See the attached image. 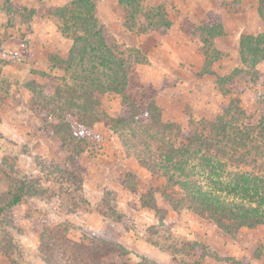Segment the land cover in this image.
<instances>
[{
  "label": "trees",
  "instance_id": "1",
  "mask_svg": "<svg viewBox=\"0 0 264 264\" xmlns=\"http://www.w3.org/2000/svg\"><path fill=\"white\" fill-rule=\"evenodd\" d=\"M118 3L123 10L124 27L129 32L149 34L170 29L163 8H144L142 0H118ZM95 8V0H72L63 7L48 10L59 24L60 33L72 41V46L65 61L55 59L53 63L64 73L59 85L56 82L60 77L52 79V76L36 73L48 79V86L31 87L29 91L34 97L31 107L34 110L50 108L58 123L54 133L61 136V142L71 152L72 143L82 142L89 136L73 133L68 117L75 118L85 129L103 124L119 139L128 158L137 159L149 175H161L167 187L179 189L182 196L179 201L163 195L174 212L179 213L181 204L187 203L188 210L203 215L228 234L243 228L264 227V177L243 171L264 158V72L258 68L264 62V35L241 36L242 68L227 77L216 76L215 80L222 97L245 92L238 89V79L257 85L255 104L263 106L257 119L247 114L240 107L239 99L233 97L213 121L191 119L190 129L184 131L181 125L163 120L156 104L157 92L137 80L134 70L137 65L147 63L146 57L137 49L119 44L99 24ZM258 14L264 22V0H258ZM191 34L201 42L200 51L205 57L202 73L215 75L212 65L223 55L215 50L213 41L225 34L223 27L206 21ZM0 64L4 63L0 61ZM106 94L120 97L124 108L121 117L112 118L101 112V97ZM188 164L205 172L210 180L212 177L227 180L228 187L213 189L201 185L193 179V173L187 171ZM223 193L241 198L235 201L224 197ZM8 194L0 213L34 192L25 178H19L18 185ZM104 200L111 212L115 210L111 192L104 194ZM140 202L142 207L162 212L152 189L141 196ZM66 227L57 225L40 232L39 249L47 264H113L105 262L109 252L125 253L123 248L97 235L89 237L87 243L74 242L67 236ZM9 244L12 246L11 240ZM205 255H200L199 259L203 260Z\"/></svg>",
  "mask_w": 264,
  "mask_h": 264
},
{
  "label": "rangeland",
  "instance_id": "2",
  "mask_svg": "<svg viewBox=\"0 0 264 264\" xmlns=\"http://www.w3.org/2000/svg\"><path fill=\"white\" fill-rule=\"evenodd\" d=\"M50 8L43 0H34L30 6L29 3L24 4L23 0H0V61L4 63L0 64V207L8 200L9 190L18 185L19 178H25L34 192L29 197L22 198L18 205L0 213V264H47L39 249V235L44 228L57 225L68 226L67 236L74 242L87 243L89 237L97 235L125 250V253L116 250L109 252L106 263L199 264L200 255L205 254L207 261H215L217 256L213 251L199 243L195 237L197 233H205L216 247L224 246L223 241L216 238L217 231L212 225L213 222L188 210L187 203L181 204L179 213L174 212L163 199V195L167 194L172 200L179 201L182 198L179 189L167 187L161 175L147 174L137 159L128 158L119 139L107 127L95 124L91 130L85 129L75 118L68 117L73 133L81 137L89 136L92 146L98 150L96 155H91L90 160L84 155L81 161L79 152L83 150V145H87L86 140L72 143L73 150L69 151L68 146L61 142V136L54 133L58 123L50 108L34 110L31 107L34 97L29 90L35 86H48V79L37 74L24 77L27 67L17 61L21 59L19 52L23 48L16 43V37H24L21 25L30 28L28 21L31 19V12L50 19L58 26L55 18L48 13ZM5 27L14 29L7 32ZM16 28L21 32L16 31ZM112 37L114 38L113 35ZM49 39L54 40L53 37ZM5 49L16 52L17 54L11 56L16 60H5ZM222 58L211 69L219 68L216 76L227 77L236 69L233 68L235 64H226ZM261 70H264V65ZM134 74L139 81L136 69ZM60 79L58 78L56 85L60 84ZM237 85L240 91L244 89L245 92L238 96L233 94L222 97L211 114L204 118L203 114L200 118L191 116V119L194 122L213 121L233 97L239 99L240 107L247 114L257 119L263 110L262 105L255 104L258 86L245 83L243 79H238ZM100 110L112 118L121 117L124 112L121 99L115 94L101 97ZM181 127L184 131L190 129L189 124ZM55 168H61L62 171H56ZM86 168H91L90 176L85 173ZM186 168L193 173V179L203 186L219 189L218 187L229 185L224 179L212 177L210 180L205 172L195 169L193 164H188ZM243 171H251L264 177V158ZM116 177L123 181L121 185L111 184ZM107 183L112 186L105 187ZM108 189H111L109 191L115 200V210L112 212L102 192ZM150 189L155 193L157 207L162 214L145 207L141 214L136 211L139 199ZM222 195L235 201L241 198L233 194ZM87 197L94 204L88 203ZM128 209L134 216L126 214ZM90 210H95L97 215L90 218V221L86 216L78 215L77 222L81 223L79 226L71 224L74 217L66 216L70 212H91ZM99 216L108 217L107 226H101ZM88 227L100 232L86 230ZM256 239L264 242V231L258 232ZM10 240L12 246L9 244ZM251 241L255 242L245 234L240 239L241 244L247 246H250ZM151 251L154 253L151 254ZM153 255H160L162 262L157 263Z\"/></svg>",
  "mask_w": 264,
  "mask_h": 264
},
{
  "label": "crops",
  "instance_id": "3",
  "mask_svg": "<svg viewBox=\"0 0 264 264\" xmlns=\"http://www.w3.org/2000/svg\"><path fill=\"white\" fill-rule=\"evenodd\" d=\"M23 1L30 6L34 0ZM70 1L72 0H43L50 7H63ZM95 3V14L99 24L109 31L119 44L137 49L146 57L147 63L137 65L135 68L136 75L141 84L157 92L156 104L162 111L163 120L182 126L190 123L191 116L200 118L203 114L204 118L207 114H211L222 98L215 84L216 74L220 70L212 69L215 75L202 73L205 57L200 51L199 38L193 36L191 31L206 21H210L213 25H221L225 34L214 39V48L223 55L222 59L226 64H235L233 68L236 69L242 68L239 57L240 37L264 35V22L258 14V0H142L144 8H163L171 24L166 32L149 34L131 33L125 29L124 14L118 0H95ZM28 24L29 29L21 25L24 37L20 39L16 37V43L23 48L22 52H19L21 59L17 61L23 63V67H27L24 77L36 75L37 72L61 78L63 71L55 68L53 63L55 59L65 61L68 58L72 41L64 37L57 25L46 17L33 13ZM13 29L6 28L7 32ZM16 31L21 32L18 28ZM51 37L54 40H50ZM14 53L16 52L5 49L4 58H7L5 60H16L11 58ZM262 65L264 62L258 68L264 72L261 70ZM84 140L87 145H83V150L79 152L81 161L84 155L90 160L91 155H96L98 151L95 146H92L90 137ZM90 171L91 168H86L87 176H90ZM122 182L119 177H116L110 183L121 185ZM110 183L105 184V187L112 186ZM109 190L111 189L102 191L103 197L105 192H111ZM87 201L93 203L88 197ZM137 208L136 211L140 214L145 209L140 199ZM126 214L134 216L129 209ZM78 215L86 216L90 221V218L97 214L95 210L70 212L66 216L74 217V221L68 222L79 226L81 223L77 222ZM108 221V217L99 216L101 226H107ZM212 225L217 231L216 238L219 237L224 246L216 247L205 233L195 234L197 241L217 256L213 262L207 261L206 256L200 260L199 264H264V242L256 239L257 233L264 231V227L243 228L234 234H228L219 229L215 223ZM81 226L85 229L84 225ZM86 230L99 231L91 227ZM244 234L247 238L252 237L255 242L251 241L250 246L242 245L240 239ZM153 253L154 251H151V254ZM153 256L157 263L162 262L163 258L160 255Z\"/></svg>",
  "mask_w": 264,
  "mask_h": 264
}]
</instances>
